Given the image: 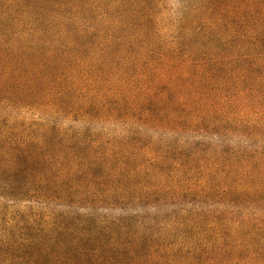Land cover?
<instances>
[{
  "label": "trees",
  "instance_id": "obj_1",
  "mask_svg": "<svg viewBox=\"0 0 264 264\" xmlns=\"http://www.w3.org/2000/svg\"><path fill=\"white\" fill-rule=\"evenodd\" d=\"M0 264H264V0H0Z\"/></svg>",
  "mask_w": 264,
  "mask_h": 264
}]
</instances>
